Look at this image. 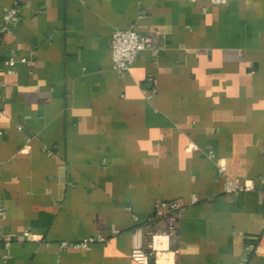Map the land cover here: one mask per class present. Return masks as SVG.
Wrapping results in <instances>:
<instances>
[{
  "label": "crops",
  "instance_id": "obj_1",
  "mask_svg": "<svg viewBox=\"0 0 264 264\" xmlns=\"http://www.w3.org/2000/svg\"><path fill=\"white\" fill-rule=\"evenodd\" d=\"M0 110V264H136L139 225L172 231L159 263L264 264V0H0Z\"/></svg>",
  "mask_w": 264,
  "mask_h": 264
},
{
  "label": "built area",
  "instance_id": "obj_2",
  "mask_svg": "<svg viewBox=\"0 0 264 264\" xmlns=\"http://www.w3.org/2000/svg\"><path fill=\"white\" fill-rule=\"evenodd\" d=\"M214 4H223L226 0H210ZM19 18L15 6H11L3 13V30L11 31L18 24ZM149 44L147 37L139 34L133 26L127 28H115L110 37V58L112 67L119 72H126L130 65L135 61L137 56ZM13 61L9 60V64ZM3 114V110H0ZM198 149V146L189 142L186 145L187 151ZM24 152L28 151V146H23ZM217 168L222 175L224 182V193L234 194L238 192L253 191L255 189L253 180L249 178L232 177L226 173L225 162L222 158L217 160ZM160 206H165L169 211V217H173L180 209L179 203L172 201L169 203H161ZM29 240H38L35 234L30 232L25 233ZM143 235L147 236V242L142 241ZM172 231L170 229L146 230L142 225L136 226L131 232V248L130 258L136 264H168L159 263L157 256L169 250ZM0 240L6 245L9 244V238L2 236ZM90 240H82L78 243L80 247H85ZM63 246L69 245L67 242L61 243ZM173 264V263H172Z\"/></svg>",
  "mask_w": 264,
  "mask_h": 264
}]
</instances>
